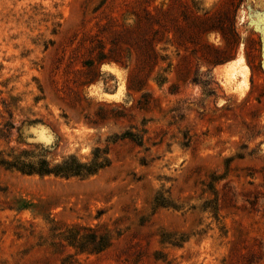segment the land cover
Segmentation results:
<instances>
[{"label":"rangeland","instance_id":"obj_1","mask_svg":"<svg viewBox=\"0 0 264 264\" xmlns=\"http://www.w3.org/2000/svg\"><path fill=\"white\" fill-rule=\"evenodd\" d=\"M93 154L0 165V264H264V0H0V162Z\"/></svg>","mask_w":264,"mask_h":264},{"label":"trees","instance_id":"obj_2","mask_svg":"<svg viewBox=\"0 0 264 264\" xmlns=\"http://www.w3.org/2000/svg\"><path fill=\"white\" fill-rule=\"evenodd\" d=\"M153 56L152 59H156V54L154 50L151 51ZM156 63V62H155ZM131 86V76L128 78V90ZM28 160L29 158L26 157ZM1 166H8L9 168L16 169L22 175L33 176L38 175L39 177H54L61 179H85L94 174L99 170L107 167L109 162L101 156L93 154V158L87 164L80 163L76 158L70 157L60 164L52 165L46 160H38L36 163H25L22 162L20 166H13L8 162L1 161ZM101 250H93L89 253H98Z\"/></svg>","mask_w":264,"mask_h":264},{"label":"bare ground","instance_id":"obj_3","mask_svg":"<svg viewBox=\"0 0 264 264\" xmlns=\"http://www.w3.org/2000/svg\"><path fill=\"white\" fill-rule=\"evenodd\" d=\"M109 71H111V72H114L112 69H108ZM234 72V71H233ZM233 74L234 73H231V74H229V76L228 77H232L233 78ZM231 79V78H230Z\"/></svg>","mask_w":264,"mask_h":264}]
</instances>
